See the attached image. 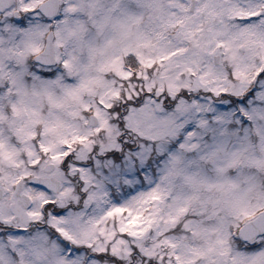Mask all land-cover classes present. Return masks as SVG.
Here are the masks:
<instances>
[{"label":"snow or ice","instance_id":"6c2138e0","mask_svg":"<svg viewBox=\"0 0 264 264\" xmlns=\"http://www.w3.org/2000/svg\"><path fill=\"white\" fill-rule=\"evenodd\" d=\"M0 264H264V0H0Z\"/></svg>","mask_w":264,"mask_h":264}]
</instances>
